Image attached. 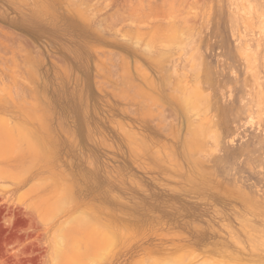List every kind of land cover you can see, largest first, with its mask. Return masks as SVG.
I'll return each instance as SVG.
<instances>
[{"label":"rangeland","instance_id":"374dc122","mask_svg":"<svg viewBox=\"0 0 264 264\" xmlns=\"http://www.w3.org/2000/svg\"><path fill=\"white\" fill-rule=\"evenodd\" d=\"M219 263L264 264V0H0V264Z\"/></svg>","mask_w":264,"mask_h":264},{"label":"bare ground","instance_id":"6f19581e","mask_svg":"<svg viewBox=\"0 0 264 264\" xmlns=\"http://www.w3.org/2000/svg\"><path fill=\"white\" fill-rule=\"evenodd\" d=\"M209 262V261H208ZM225 263V262H224ZM220 264V263H219ZM228 264V263H227Z\"/></svg>","mask_w":264,"mask_h":264}]
</instances>
